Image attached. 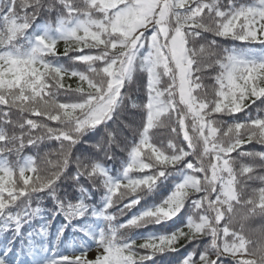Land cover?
Instances as JSON below:
<instances>
[{"label": "snow or ice", "instance_id": "1", "mask_svg": "<svg viewBox=\"0 0 264 264\" xmlns=\"http://www.w3.org/2000/svg\"><path fill=\"white\" fill-rule=\"evenodd\" d=\"M190 243L176 264H264V0H0V264H156Z\"/></svg>", "mask_w": 264, "mask_h": 264}, {"label": "trees", "instance_id": "2", "mask_svg": "<svg viewBox=\"0 0 264 264\" xmlns=\"http://www.w3.org/2000/svg\"><path fill=\"white\" fill-rule=\"evenodd\" d=\"M138 83L139 81H137L136 83L130 86L131 91L134 94V97H135V90L138 86ZM139 98L140 97L137 94V99ZM122 118L125 120H129L130 122H135L136 120L139 119V115L135 112V110L125 109V114ZM109 126L110 127L112 126L111 121L109 122ZM119 127L122 128V126H119ZM125 134L127 135V133ZM99 136H100L99 131H92V132L87 133L85 138L89 140L90 142H94L96 139L99 138ZM155 136L157 140L165 139L167 136V132L165 129H161L155 133ZM129 139H131V137H129ZM55 147L57 146L55 145L54 142H52L47 145H42L39 150L48 151ZM257 150H259V146H257ZM88 151H89V145L83 142L77 144L75 148L73 149L74 155H80ZM115 151H116V158L111 161H107L105 164V167L107 168L111 176L118 178L121 173L123 163L126 161V157L124 153L120 152L118 149ZM74 171H75V166L69 165L68 169L66 170V173L67 175L70 176ZM81 179L83 180V178ZM179 179L180 177L175 173H173V175L168 176L166 179L161 178V180L157 182V185L155 186V188L148 195L144 196L140 200V203L134 209H132L131 212L119 218L120 221L122 222L124 219L127 218L128 215L134 214L135 212L139 211L141 208L159 203L171 191L173 182L178 181ZM58 183L60 184L61 193H63L65 189H72V181L70 180H63ZM85 187L89 188V192H91V188L89 185L85 184ZM72 191L74 193V196L72 198H75V190L72 189ZM102 196H103L102 190L99 192L92 193V202L94 203L98 200H101ZM43 206L45 208H51L53 206L50 197L43 201ZM57 221L63 222V217L58 216L57 219L53 221V229L51 230L52 239H55L54 229H55V224L57 223ZM182 222H183L182 216H177V217H174L172 220H168L161 224H149L147 226L135 228L130 233V235L132 237H143L146 235H154L157 233L169 232L173 230L175 227H179ZM25 227H27V225ZM71 231L72 230L70 228L66 229L65 235L61 237L60 240L58 241V244L59 243L62 244L59 246L61 247L63 251H67L69 248L72 247V241L70 238ZM191 248H192V244L190 243L189 245H186L185 248H182L179 253H171V254L165 253L163 255L154 257V261L156 262V264H176V260L179 258V256L184 254L188 249H191ZM148 264H153V261H149Z\"/></svg>", "mask_w": 264, "mask_h": 264}, {"label": "bare ground", "instance_id": "3", "mask_svg": "<svg viewBox=\"0 0 264 264\" xmlns=\"http://www.w3.org/2000/svg\"><path fill=\"white\" fill-rule=\"evenodd\" d=\"M59 245H62L61 243H59Z\"/></svg>", "mask_w": 264, "mask_h": 264}]
</instances>
